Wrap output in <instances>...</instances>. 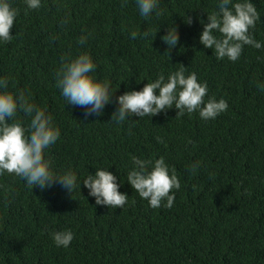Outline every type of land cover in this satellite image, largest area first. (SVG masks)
I'll return each instance as SVG.
<instances>
[{"label":"trees","instance_id":"16d2710c","mask_svg":"<svg viewBox=\"0 0 264 264\" xmlns=\"http://www.w3.org/2000/svg\"><path fill=\"white\" fill-rule=\"evenodd\" d=\"M252 2L261 20L250 32L264 44V0ZM13 3L19 16L12 39L0 44V77H9V90L30 93L60 128L46 156L56 171L71 168L80 179L109 168L128 199L123 208L98 206L83 181L70 193L59 183L30 188L0 175V264H264V47L245 45L235 62L205 48L197 18L207 23L217 0H160L163 15L148 18L135 0H41L38 9ZM173 26L180 37L169 52L161 37ZM146 29L149 37H130ZM80 52L92 55L96 77L116 91L99 116L86 118L56 86L61 58ZM180 64L207 82L205 100L224 98L227 110L209 120L198 111L176 117L173 107L110 121L119 95ZM16 118L30 120L22 112ZM133 156H163L176 170L181 187L172 190L171 208L150 207L128 183ZM67 229L74 239L57 247L52 233Z\"/></svg>","mask_w":264,"mask_h":264},{"label":"clouds","instance_id":"9594fccd","mask_svg":"<svg viewBox=\"0 0 264 264\" xmlns=\"http://www.w3.org/2000/svg\"><path fill=\"white\" fill-rule=\"evenodd\" d=\"M23 2L26 9H38L41 6V0ZM135 3L141 17L148 18L153 14L159 17L164 13V9L159 7L160 0H135ZM217 4L218 10L208 13L207 23L197 18L203 25L199 42L205 48L213 49L217 59L227 58L235 62L245 45L257 49L264 47L250 32L261 20L260 12L252 0H217ZM18 16L19 9L14 6L13 0H0V44L12 39L10 30ZM185 22L191 25L193 18L187 16ZM138 35L147 38L151 31L130 32L132 39ZM179 37V31L173 26L161 39L170 52L177 46ZM86 39V36H82L79 42L83 44ZM180 65L167 77L160 74L142 89L125 91L119 95L116 98L117 108L110 121L119 125L133 116L152 117L173 107L178 110L176 117L198 111L201 119L209 120L227 110L228 103L224 98L210 96L205 100L207 82L199 81L195 72L186 74V67ZM96 67L89 52H80L75 56L62 57L56 71V86L62 97L67 103L84 108L86 118L102 115L116 92L110 80L96 77ZM8 85L9 77H0V175L14 174L30 188H52L59 183L70 193L74 189H81L83 181L88 195L95 198L96 205L123 208L128 195L119 190L122 181L118 182V177L109 168H96L94 174L88 173L83 179L74 169H54L46 153L59 139L60 128L55 125L51 113L31 102L30 93L26 90H9ZM258 87L264 90V84ZM19 112L30 118L27 124L16 118ZM157 139L160 140L159 137ZM132 165L126 179L138 195L146 199L152 208H171L176 196L172 190L181 187L176 170L170 168L163 156L154 160L133 156ZM197 167L199 162L192 165V170ZM52 239L57 247L67 248L74 239V233L71 229L55 231Z\"/></svg>","mask_w":264,"mask_h":264}]
</instances>
